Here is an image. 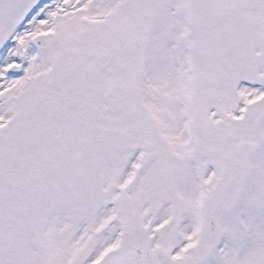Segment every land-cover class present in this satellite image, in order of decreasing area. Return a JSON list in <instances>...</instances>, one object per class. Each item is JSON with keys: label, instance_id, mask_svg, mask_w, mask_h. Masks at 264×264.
I'll list each match as a JSON object with an SVG mask.
<instances>
[{"label": "snow or ice", "instance_id": "snow-or-ice-1", "mask_svg": "<svg viewBox=\"0 0 264 264\" xmlns=\"http://www.w3.org/2000/svg\"><path fill=\"white\" fill-rule=\"evenodd\" d=\"M0 264H264V0H0Z\"/></svg>", "mask_w": 264, "mask_h": 264}]
</instances>
